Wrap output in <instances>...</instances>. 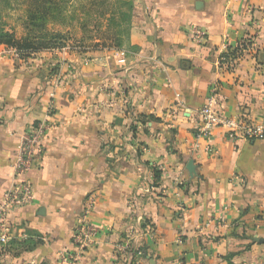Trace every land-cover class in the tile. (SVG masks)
<instances>
[{
	"label": "crops",
	"instance_id": "crops-1",
	"mask_svg": "<svg viewBox=\"0 0 264 264\" xmlns=\"http://www.w3.org/2000/svg\"><path fill=\"white\" fill-rule=\"evenodd\" d=\"M107 4L105 46L22 61L0 45V199L24 136L48 126L0 264H61L87 199L97 234L76 264H264V141L196 138L214 87L224 117L264 125V53L219 61L264 42V0Z\"/></svg>",
	"mask_w": 264,
	"mask_h": 264
},
{
	"label": "built area",
	"instance_id": "built-area-1",
	"mask_svg": "<svg viewBox=\"0 0 264 264\" xmlns=\"http://www.w3.org/2000/svg\"><path fill=\"white\" fill-rule=\"evenodd\" d=\"M264 53V42L259 45L256 42L249 43L246 39L240 41L232 54L226 51L225 56L219 57L220 63L226 62V66L232 68L243 54L257 57ZM218 96L216 87L212 88L205 104L199 110L196 138L207 137L216 128H225L226 135L230 139H244L246 141H264V125L250 124L234 118L224 117L217 109ZM48 126L45 122L35 124L24 136L20 148L16 152L12 163V170L16 182L8 188L0 199V252L5 250L8 244V214L16 209L31 204L34 199V191L27 174L34 168L44 152V138ZM82 215L74 226L71 240L77 252L72 254L60 253L58 255L61 264H76L80 255L90 248L97 234L96 228L90 223L88 215L91 212L93 201L87 199L84 202ZM118 251L126 254L130 249L129 244L118 245ZM134 264L137 261L134 260Z\"/></svg>",
	"mask_w": 264,
	"mask_h": 264
},
{
	"label": "rangeland",
	"instance_id": "rangeland-1",
	"mask_svg": "<svg viewBox=\"0 0 264 264\" xmlns=\"http://www.w3.org/2000/svg\"><path fill=\"white\" fill-rule=\"evenodd\" d=\"M36 1L0 4L1 21L17 39L29 36L34 43L81 54L107 44L111 25L106 16L118 8L107 1L115 0H39V5Z\"/></svg>",
	"mask_w": 264,
	"mask_h": 264
},
{
	"label": "trees",
	"instance_id": "trees-1",
	"mask_svg": "<svg viewBox=\"0 0 264 264\" xmlns=\"http://www.w3.org/2000/svg\"><path fill=\"white\" fill-rule=\"evenodd\" d=\"M10 0H0L1 3L9 4ZM39 0L36 4L39 5ZM2 17H0V45L5 46L8 49L14 51L15 55L19 60L26 61L31 58L34 54L44 51V50H56L55 47L45 45L44 43H34V39L29 38V36L17 39L14 32L11 29H6V24L2 23ZM232 54L233 50H228ZM225 56V54H222ZM8 246V245H7ZM138 251L130 247L127 253L136 254ZM130 264H134V259L130 261Z\"/></svg>",
	"mask_w": 264,
	"mask_h": 264
},
{
	"label": "water",
	"instance_id": "water-1",
	"mask_svg": "<svg viewBox=\"0 0 264 264\" xmlns=\"http://www.w3.org/2000/svg\"><path fill=\"white\" fill-rule=\"evenodd\" d=\"M263 59H264V54L262 55Z\"/></svg>",
	"mask_w": 264,
	"mask_h": 264
}]
</instances>
